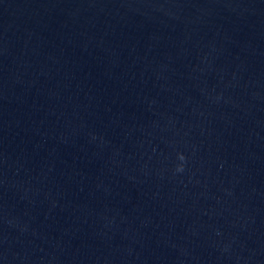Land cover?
Returning <instances> with one entry per match:
<instances>
[{
	"label": "water",
	"instance_id": "95a60500",
	"mask_svg": "<svg viewBox=\"0 0 264 264\" xmlns=\"http://www.w3.org/2000/svg\"><path fill=\"white\" fill-rule=\"evenodd\" d=\"M0 264H264V0H0Z\"/></svg>",
	"mask_w": 264,
	"mask_h": 264
},
{
	"label": "clouds",
	"instance_id": "9594fccd",
	"mask_svg": "<svg viewBox=\"0 0 264 264\" xmlns=\"http://www.w3.org/2000/svg\"><path fill=\"white\" fill-rule=\"evenodd\" d=\"M179 159H180V160H183L184 157L181 155V156H179ZM181 170H182V168H181L180 166H178V167H177V171H181Z\"/></svg>",
	"mask_w": 264,
	"mask_h": 264
}]
</instances>
